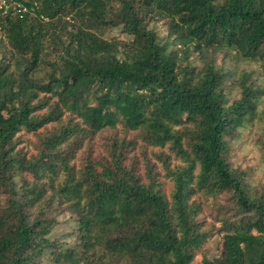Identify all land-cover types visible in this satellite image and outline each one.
Here are the masks:
<instances>
[{"label": "trees", "instance_id": "trees-1", "mask_svg": "<svg viewBox=\"0 0 264 264\" xmlns=\"http://www.w3.org/2000/svg\"><path fill=\"white\" fill-rule=\"evenodd\" d=\"M15 1L22 16L0 12V264H192L214 238L199 264H264V185L231 161L264 122V0ZM127 132L167 148L159 167Z\"/></svg>", "mask_w": 264, "mask_h": 264}, {"label": "rangeland", "instance_id": "rangeland-1", "mask_svg": "<svg viewBox=\"0 0 264 264\" xmlns=\"http://www.w3.org/2000/svg\"><path fill=\"white\" fill-rule=\"evenodd\" d=\"M155 29L157 36L160 40L163 39V37L166 36V32L164 28L161 26L160 23H155ZM118 31H115L117 33ZM128 39V38H125ZM233 60L230 57H227L226 63L227 65L232 67ZM217 64H221V61L219 59H216ZM254 68L253 66L251 67ZM239 71H244V65L238 66ZM264 83L261 82V85ZM228 99L230 98V92H227ZM264 99V98H262ZM66 116H64V119ZM254 124L246 130L244 133L241 134V137L239 140L235 141L233 150L231 151V161L234 166L239 167L241 170H245L247 167H249L252 171L251 174V181L253 183H259L264 185V147L262 146L261 142L264 141V122L260 124ZM49 127V126H48ZM121 127H117V132L121 133ZM114 133L111 131H105L103 133L98 134L93 140L94 144L91 146L95 154L102 153L103 145H104V138L110 135H113ZM20 135V134H19ZM125 138L128 139H134L136 142L134 148L131 150L130 155L135 156V158L139 161V163L142 162V158L140 155L141 151L145 150V157L152 160L158 167L160 166L159 162L155 159L153 156L155 153L159 152H168L167 148L164 149H158V148H151L147 147L146 149L142 145V142L136 137L135 133L133 132H127L125 134ZM262 139V140H261ZM19 147L23 148L24 151L27 153H33V145L32 142H35L36 138L33 135H30L26 132L21 133V138L19 139ZM80 157H83L80 152L76 154V159L73 160V164H75L78 168L79 167V161ZM162 178V177H161ZM203 220L204 221H213L212 218L208 215L207 212L203 213ZM216 226H218L217 223H215ZM217 241L218 238H214L213 240L206 243L200 250H198L195 254L194 260L192 264H199L200 261L203 258V255L206 254L208 257H214L217 256Z\"/></svg>", "mask_w": 264, "mask_h": 264}, {"label": "built area", "instance_id": "built-area-1", "mask_svg": "<svg viewBox=\"0 0 264 264\" xmlns=\"http://www.w3.org/2000/svg\"><path fill=\"white\" fill-rule=\"evenodd\" d=\"M0 12L3 14L12 13L13 15L22 16L26 12V8L15 0H0Z\"/></svg>", "mask_w": 264, "mask_h": 264}]
</instances>
